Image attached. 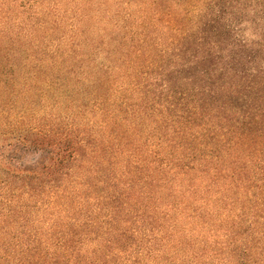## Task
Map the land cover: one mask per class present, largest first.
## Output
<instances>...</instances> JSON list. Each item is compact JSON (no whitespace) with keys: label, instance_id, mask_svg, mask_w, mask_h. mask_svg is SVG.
Segmentation results:
<instances>
[{"label":"trees","instance_id":"16d2710c","mask_svg":"<svg viewBox=\"0 0 264 264\" xmlns=\"http://www.w3.org/2000/svg\"><path fill=\"white\" fill-rule=\"evenodd\" d=\"M0 264H264V0H0Z\"/></svg>","mask_w":264,"mask_h":264}]
</instances>
